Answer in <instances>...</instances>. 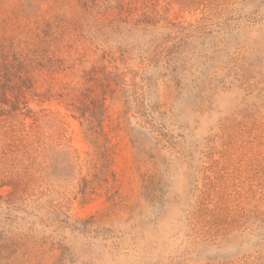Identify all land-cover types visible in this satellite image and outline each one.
I'll use <instances>...</instances> for the list:
<instances>
[{
  "label": "rangeland",
  "instance_id": "1",
  "mask_svg": "<svg viewBox=\"0 0 264 264\" xmlns=\"http://www.w3.org/2000/svg\"><path fill=\"white\" fill-rule=\"evenodd\" d=\"M0 264H264V0H0Z\"/></svg>",
  "mask_w": 264,
  "mask_h": 264
}]
</instances>
